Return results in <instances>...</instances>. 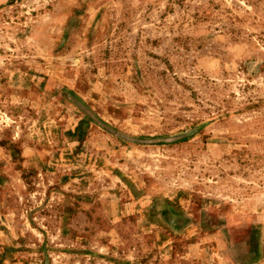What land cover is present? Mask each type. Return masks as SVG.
Masks as SVG:
<instances>
[{
  "label": "rangeland",
  "instance_id": "374dc122",
  "mask_svg": "<svg viewBox=\"0 0 264 264\" xmlns=\"http://www.w3.org/2000/svg\"><path fill=\"white\" fill-rule=\"evenodd\" d=\"M0 264H264V0H0Z\"/></svg>",
  "mask_w": 264,
  "mask_h": 264
}]
</instances>
